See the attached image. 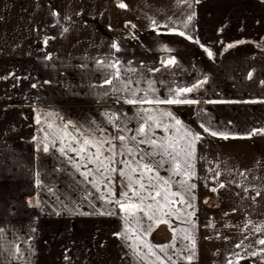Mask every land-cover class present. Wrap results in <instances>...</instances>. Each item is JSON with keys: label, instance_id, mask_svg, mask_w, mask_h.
<instances>
[{"label": "crops", "instance_id": "1", "mask_svg": "<svg viewBox=\"0 0 264 264\" xmlns=\"http://www.w3.org/2000/svg\"><path fill=\"white\" fill-rule=\"evenodd\" d=\"M123 2L127 9L117 7L116 0H0V264H159L135 236L128 241L116 238L123 221L115 205L107 208H116V215L93 214L106 210L100 193L60 155L59 143L48 152L41 144L46 135L41 129L47 124L53 126L47 131L50 139L68 122L98 137L119 135L109 122L112 114L119 117L115 124L136 129L142 108L170 111L194 133L183 118L229 134L223 139L203 131L195 145V215L189 219L196 227L171 219L181 256L189 255L183 251L189 244L181 238L183 230L192 229L196 256L191 264H236L237 253L246 257L239 264H260L261 257L249 253L264 248L255 243L264 233H253L246 225L249 220L264 224V135L248 138L253 129L264 128V3ZM179 31L191 39L176 34ZM113 42L119 52L111 47ZM197 45L208 48L213 57ZM172 58L176 63L167 64ZM101 60L120 61L121 79L131 81L128 92L112 91L113 86L124 88L117 80L112 86L104 84L114 69L98 65ZM184 88L192 91L182 97L198 103L124 102L133 91L137 99L145 94L168 99ZM155 133L158 140L165 136L160 129ZM160 174L169 175L164 169ZM220 182L224 188L218 187ZM214 187L218 191H210ZM254 188L262 190L255 202ZM120 191L117 184V197ZM146 239L167 245L173 233L160 224ZM241 241L243 246L237 248ZM249 244L253 247L245 250ZM17 245L19 258L14 256ZM135 245H140L136 252ZM154 251L165 264H171L169 255L177 264H188L171 248L167 253Z\"/></svg>", "mask_w": 264, "mask_h": 264}, {"label": "snow or ice", "instance_id": "2", "mask_svg": "<svg viewBox=\"0 0 264 264\" xmlns=\"http://www.w3.org/2000/svg\"><path fill=\"white\" fill-rule=\"evenodd\" d=\"M188 2V0H177V3ZM201 0H195V3H200ZM264 3V0H261ZM117 7L120 9H127V4L123 0H116ZM53 15H58L53 13ZM194 18V13L187 17V21L191 22ZM155 23V21H153ZM126 27L128 25H125ZM187 23L184 24L186 28ZM135 27V25H131ZM68 29L64 28V32ZM175 31V30H173ZM176 34L191 39L185 32L179 31ZM51 39V38H49ZM48 39H45L44 43L47 44ZM199 43V41H194ZM239 43H244L240 41ZM235 45L229 44L227 47L231 48ZM111 47L115 51L119 52L120 48L117 43L113 42ZM164 51H169L165 48ZM209 58L213 57V52L208 48H204ZM50 59V57H49ZM163 62V61H162ZM167 64H175L174 58L168 59ZM120 61L113 62L98 61V65L105 66L114 69L111 78L105 79L104 84L112 86L113 80H117L123 83L124 88L118 89L115 86L112 87V91H129V85L131 81H124L120 76ZM134 71V70H133ZM251 78V74H249ZM206 82V81H201ZM36 87V85H33ZM151 88V82L149 83ZM193 87H199V84ZM192 88H184L176 93V96L168 99L149 98L147 94L137 99V93L133 91L131 98H124V102L132 105L143 104H196L195 99H188L186 96L182 97L183 93H189ZM216 103L217 101H212ZM143 115L140 116V122L136 129H128L126 126L121 127L115 124V121L119 119L116 114L109 116V122L117 128L119 135L106 138L98 137L94 131L89 129H77L75 125L68 122L60 129L59 134L55 136V139H50L47 131L52 130V124H47V129L42 128L41 131H45L46 135L41 141L42 150L44 152L49 151V146L56 148L57 142L59 148L57 149L61 156H65L68 162L72 164L75 171L84 178L85 181L91 183L96 192L100 193L98 199L103 201L106 210L97 209L95 213L97 215H116V208L119 209L120 218L123 221V230L118 233H114L117 239L124 241L132 240L135 236L136 240H139L144 248L147 249V254L156 257V261L159 264H165V261L160 256L156 255L154 249H159L160 252L167 253L168 249H173L177 256L184 259L191 264L192 260L196 256V239L192 229H195L196 225L194 220L189 219L195 215V194L194 190L196 184L192 181L196 178V149L195 145L203 137L194 133L191 129L185 128L179 119H176L173 113L170 111L159 112L154 109H139ZM155 113V114H153ZM47 115H51L48 113ZM169 121H174L170 123ZM36 123L40 124V115H37ZM73 131H69V128ZM201 128L206 133L214 137H220L228 139L229 134L225 132H217L210 127L201 123ZM160 129L165 133V136L159 140L155 138V130ZM131 132V135L127 133ZM257 133L264 135V128L253 129L249 133L248 138ZM235 138V137H233ZM107 145V147H105ZM140 145L146 147L141 148ZM74 153L75 158L69 155ZM91 165L92 167H89ZM167 165V168L165 166ZM83 169V171H82ZM166 170L169 175L163 176L160 174V170ZM220 173H216L215 179L218 181ZM245 175L241 173V176ZM179 177V179H174ZM121 188L119 197L115 192L116 185ZM36 185L41 186L39 179L36 180ZM207 187V184L205 185ZM239 187V185H237ZM219 188H224L225 184L220 182ZM210 191L216 192L217 188H211ZM244 191H249L248 188H244ZM255 195L251 197L253 202L261 195V189H252ZM91 195V193H89ZM87 198V197H85ZM31 205V201L29 202ZM207 203V201H205ZM108 205H115L116 208H107ZM179 205V207H177ZM36 206H39L38 204ZM187 209H193V211H187ZM59 214V213H57ZM81 215H89V213H79ZM175 218L181 220L184 223L192 225V229H184L185 233L181 238L189 241L188 245H185L183 251H187L189 255L181 256V250L176 249V229L172 227L171 219ZM160 224H167L169 230L173 233V240L167 245H152L147 242L146 237L149 236ZM135 225V227H131ZM247 227L252 228V232L256 234L264 233V224L254 225L252 221H248ZM2 231V229H0ZM35 231V229H33ZM248 237L245 236V239ZM256 244L264 246V237L258 238L255 241ZM243 246V241L236 244L237 248ZM140 245H135L133 251L136 252ZM247 248L253 247L252 244L244 246ZM239 259L241 257L239 253L236 254ZM250 256L261 257L260 264H264V248L258 252L253 251L249 253ZM14 256L21 257V249L19 245L16 246ZM168 261L171 264H177L172 256H167ZM237 259L236 264H239ZM228 264H233L229 260Z\"/></svg>", "mask_w": 264, "mask_h": 264}, {"label": "trees", "instance_id": "3", "mask_svg": "<svg viewBox=\"0 0 264 264\" xmlns=\"http://www.w3.org/2000/svg\"><path fill=\"white\" fill-rule=\"evenodd\" d=\"M197 47L205 54L207 55V53L204 51L205 46L203 45H197ZM228 49L225 51L227 52ZM208 56V55H207ZM184 116H186L185 114H183ZM183 120L185 121L186 124H188L190 127H192L196 133L202 135L203 134V130L201 129V127L191 118V117H185L183 118Z\"/></svg>", "mask_w": 264, "mask_h": 264}, {"label": "flooded vegetation", "instance_id": "4", "mask_svg": "<svg viewBox=\"0 0 264 264\" xmlns=\"http://www.w3.org/2000/svg\"><path fill=\"white\" fill-rule=\"evenodd\" d=\"M74 105H76V106H81V103H75ZM69 109H71V110H73L74 108L71 106ZM126 110L129 112V108H126ZM180 114V113H179ZM131 129H133V127L131 128Z\"/></svg>", "mask_w": 264, "mask_h": 264}]
</instances>
